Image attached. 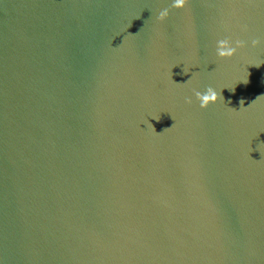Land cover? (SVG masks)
Instances as JSON below:
<instances>
[{
  "label": "water",
  "instance_id": "1",
  "mask_svg": "<svg viewBox=\"0 0 264 264\" xmlns=\"http://www.w3.org/2000/svg\"><path fill=\"white\" fill-rule=\"evenodd\" d=\"M173 3L0 0V264H264V0Z\"/></svg>",
  "mask_w": 264,
  "mask_h": 264
},
{
  "label": "clouds",
  "instance_id": "2",
  "mask_svg": "<svg viewBox=\"0 0 264 264\" xmlns=\"http://www.w3.org/2000/svg\"><path fill=\"white\" fill-rule=\"evenodd\" d=\"M188 3V0H174V3L172 4L173 8L176 9H183L186 4ZM169 16V9L165 8L162 11H160L158 19L160 21L165 20ZM252 45L255 47L260 43L258 39H253L252 40ZM245 46V42L242 40L237 39L235 41V46H233V42L224 39V40H219L217 41V55L221 58H231L233 57L238 48H243ZM255 67H260V64L253 65ZM250 75V73H249ZM244 84L249 83L248 79H245L242 81ZM230 91L234 92L235 88L231 89ZM196 99L200 102V107L201 108H207L210 104L216 103L220 99H224L223 95L221 93H217L216 90H214L212 87H208L205 92L201 93L199 91L195 92ZM259 97H257L258 99ZM229 104L231 101H228ZM188 103H191V100H188ZM241 107H243L244 101H240Z\"/></svg>",
  "mask_w": 264,
  "mask_h": 264
}]
</instances>
